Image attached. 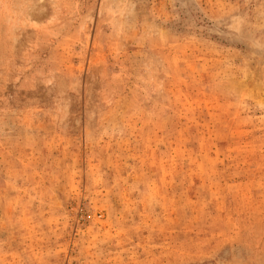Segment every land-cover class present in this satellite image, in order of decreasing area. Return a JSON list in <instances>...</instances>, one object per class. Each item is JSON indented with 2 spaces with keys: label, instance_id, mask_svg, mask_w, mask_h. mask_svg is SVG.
<instances>
[{
  "label": "rangeland",
  "instance_id": "obj_1",
  "mask_svg": "<svg viewBox=\"0 0 264 264\" xmlns=\"http://www.w3.org/2000/svg\"><path fill=\"white\" fill-rule=\"evenodd\" d=\"M0 264H264V0H0Z\"/></svg>",
  "mask_w": 264,
  "mask_h": 264
}]
</instances>
